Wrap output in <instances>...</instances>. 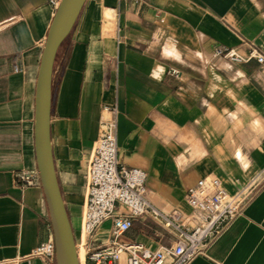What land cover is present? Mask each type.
Segmentation results:
<instances>
[{"label": "crops", "instance_id": "1", "mask_svg": "<svg viewBox=\"0 0 264 264\" xmlns=\"http://www.w3.org/2000/svg\"><path fill=\"white\" fill-rule=\"evenodd\" d=\"M51 0H0V264L33 257L53 227L37 172L36 93L55 11ZM231 49L244 59L217 57ZM264 0H88L54 69L51 140L62 195L81 226L86 163L100 123L117 108L122 165L147 174L146 199L188 213L189 190L219 178L247 189L242 214L191 264H264ZM120 212L127 214L126 208ZM111 223L95 240H109ZM177 235L133 221L121 240L156 251Z\"/></svg>", "mask_w": 264, "mask_h": 264}, {"label": "built area", "instance_id": "2", "mask_svg": "<svg viewBox=\"0 0 264 264\" xmlns=\"http://www.w3.org/2000/svg\"><path fill=\"white\" fill-rule=\"evenodd\" d=\"M61 1H50L55 12ZM214 54L234 63L244 62L231 49L219 47ZM253 55L259 63H264L262 54L254 52ZM105 110L110 111L112 117L101 121L99 137L86 163V195L80 228L87 235V240L81 243L86 249L84 264H191L204 255L209 244L242 214L247 189L230 193L219 178H205L188 192V213L156 208L146 199V172L140 168H128L120 162L117 108L107 107ZM19 179L24 187L41 185L39 171L22 172ZM121 207L128 213H121ZM144 216L160 221L174 231L177 235L175 244L153 251L138 241H122L133 221ZM108 222L111 223L109 240L100 244L95 237ZM76 231L74 229L75 238ZM76 243L78 245L77 238ZM32 256L56 264L54 236L41 243Z\"/></svg>", "mask_w": 264, "mask_h": 264}, {"label": "water", "instance_id": "3", "mask_svg": "<svg viewBox=\"0 0 264 264\" xmlns=\"http://www.w3.org/2000/svg\"><path fill=\"white\" fill-rule=\"evenodd\" d=\"M88 0H62L50 26L36 93L35 148L56 244V264H79L76 238L56 171L51 140L53 77L63 43L71 35Z\"/></svg>", "mask_w": 264, "mask_h": 264}, {"label": "bare ground", "instance_id": "4", "mask_svg": "<svg viewBox=\"0 0 264 264\" xmlns=\"http://www.w3.org/2000/svg\"><path fill=\"white\" fill-rule=\"evenodd\" d=\"M80 228H77L76 230V238L78 240V245L76 243L77 247V254H78V259H79V264H84L85 261V255H86V249L83 247L81 244L82 242H85L87 240V235L85 233H82L80 231Z\"/></svg>", "mask_w": 264, "mask_h": 264}]
</instances>
